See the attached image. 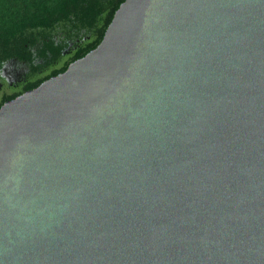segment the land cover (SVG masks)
I'll return each mask as SVG.
<instances>
[{
	"label": "water",
	"instance_id": "obj_1",
	"mask_svg": "<svg viewBox=\"0 0 264 264\" xmlns=\"http://www.w3.org/2000/svg\"><path fill=\"white\" fill-rule=\"evenodd\" d=\"M0 264H264V0H125L7 100Z\"/></svg>",
	"mask_w": 264,
	"mask_h": 264
},
{
	"label": "trees",
	"instance_id": "obj_2",
	"mask_svg": "<svg viewBox=\"0 0 264 264\" xmlns=\"http://www.w3.org/2000/svg\"><path fill=\"white\" fill-rule=\"evenodd\" d=\"M124 1L0 0V55L25 61L31 74L46 70L37 87L97 47Z\"/></svg>",
	"mask_w": 264,
	"mask_h": 264
},
{
	"label": "flooded vegetation",
	"instance_id": "obj_3",
	"mask_svg": "<svg viewBox=\"0 0 264 264\" xmlns=\"http://www.w3.org/2000/svg\"><path fill=\"white\" fill-rule=\"evenodd\" d=\"M46 75V70L31 74L26 62L18 57L0 55V107L7 100L34 88L32 84Z\"/></svg>",
	"mask_w": 264,
	"mask_h": 264
}]
</instances>
